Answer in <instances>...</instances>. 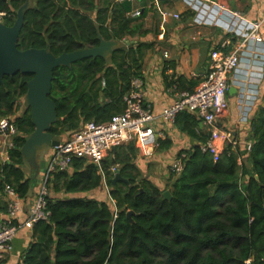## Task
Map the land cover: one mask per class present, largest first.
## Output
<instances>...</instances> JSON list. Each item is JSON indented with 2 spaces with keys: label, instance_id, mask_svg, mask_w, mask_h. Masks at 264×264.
Instances as JSON below:
<instances>
[{
  "label": "trees",
  "instance_id": "1",
  "mask_svg": "<svg viewBox=\"0 0 264 264\" xmlns=\"http://www.w3.org/2000/svg\"><path fill=\"white\" fill-rule=\"evenodd\" d=\"M27 0H0V10L11 16ZM118 4L98 0H32L19 37V48H46L59 56L105 40L134 37L132 18ZM134 19V18H133ZM152 43L139 42L117 48L110 58L90 57L60 66L53 72L50 97L58 120L57 135L83 123H102L126 109L125 96L135 77L142 76L143 61ZM167 87L179 83L182 91H195L199 79L187 80L167 73ZM34 74L6 75L0 83V117L15 116L19 131L10 161L0 162V190L10 184L22 198L29 197L35 182L25 176L22 153L35 130L30 108L19 114ZM173 83V84H172ZM179 87V88H180ZM181 130L199 142L209 133L191 112L176 119ZM252 167L239 163L234 150L218 160L197 144L186 150L184 169L171 172L165 188L144 177L135 163L138 148L130 142L111 151L102 170L85 159H74L71 170L58 171L49 182V220L32 229V241L23 255L25 264H264V107L253 119ZM162 142V140H161ZM122 180L116 183L111 168ZM105 172L111 204L94 196H81L103 186ZM247 177V182L241 179ZM171 192V198L164 192ZM133 212L132 217L128 216Z\"/></svg>",
  "mask_w": 264,
  "mask_h": 264
},
{
  "label": "built area",
  "instance_id": "2",
  "mask_svg": "<svg viewBox=\"0 0 264 264\" xmlns=\"http://www.w3.org/2000/svg\"><path fill=\"white\" fill-rule=\"evenodd\" d=\"M192 13L195 24L215 27L221 30L225 38L211 53L207 75L201 80L195 91H178L175 100L165 107L160 114L155 113L146 103L142 76L135 77L132 89L126 94V109L113 116L109 121L97 123L88 121L78 129L61 135L60 143L52 147L48 158V167L39 180L32 200L28 199L25 208L24 199L10 185L4 186L7 197V217L0 220V261L10 254L13 241L22 228L33 229L36 222L49 220V182L58 171L71 170L74 159H85L96 164L102 170V162L114 147L133 142L139 150L150 151L157 144L155 123L159 120L176 122L177 116L188 111L194 113L202 124L206 125L209 137L198 142L203 152H209L218 160L229 145L236 140L230 130L220 126V122L229 114L227 92L232 73H237L244 64L251 68V92L247 93L244 82L241 88L239 115L240 121L251 122L254 111L261 97V84L264 79V39L261 29L264 18L252 21L243 14L213 0H183ZM140 10L134 15H140ZM165 14H168L167 12ZM11 15L0 10V22H5ZM176 18L179 13L174 14ZM249 46L254 49L249 61H244V50ZM167 55V54H166ZM14 116L0 117V162L10 161V149L15 146V137L19 131L14 123ZM251 150V146H247ZM186 153H180L170 165V171L180 174L184 169ZM111 171L116 175L117 166ZM103 186L109 195V203L115 200L110 194L104 171ZM90 194V192H87ZM83 194V193H80ZM16 264H25L23 257Z\"/></svg>",
  "mask_w": 264,
  "mask_h": 264
},
{
  "label": "crops",
  "instance_id": "3",
  "mask_svg": "<svg viewBox=\"0 0 264 264\" xmlns=\"http://www.w3.org/2000/svg\"><path fill=\"white\" fill-rule=\"evenodd\" d=\"M213 1L243 14L252 21H260L264 18V0ZM98 3L118 4L119 9L124 11L127 17L132 18L130 26L136 28L137 31L134 37L129 36L119 40L122 42L120 47L139 42L153 44V47L147 50L144 57L142 78L146 103L157 114H160L165 107L175 100L178 91H182L179 83H172L173 85L167 87L164 76L165 67L168 66L167 73L170 75H181L187 80L199 79L201 82L209 72L208 66L212 51L225 38L223 32L218 28L195 24L192 13L183 0H98ZM31 4L32 0H30ZM138 10L141 14L134 15ZM166 12L168 14H165ZM176 13L180 14L179 18L174 16ZM261 36L264 39V23ZM253 50L252 46L244 50V61L251 59ZM242 69L237 73H232L229 80L230 88L227 92L230 103L229 114L220 122V126L230 130L236 140L235 145L227 146L224 151L231 148L230 151L234 150L238 154L240 164L245 163L246 166L252 167L251 150L255 131L253 120L251 122L239 120V94L241 88L238 85V83L244 82L245 91L247 93L251 92V80L249 78L251 68L248 64H244ZM261 107H264V79L261 84V97L255 108L254 116L255 114L257 116V112ZM200 125L205 133L208 132L206 125L202 123ZM155 129L157 144L151 146L149 152L138 149L135 163L144 177L149 178L155 185L163 189L171 180V163L180 153L194 148L199 141L183 132L177 122H167L161 119L155 123ZM60 137L63 139L61 135ZM249 145L251 150L247 148ZM52 147L46 151L44 158H39L40 161L45 160L48 163ZM23 168L25 176L31 177L35 182L29 197L24 199L25 208L27 209L28 199L32 200L42 173L47 168L37 172L36 167H32L26 160ZM241 182L246 183L247 177L241 179ZM104 189V186H102L97 192L102 194ZM108 196L107 194V199L96 198L107 201ZM6 217L7 197L4 191L0 190V220ZM31 241L32 230L22 228L13 241L10 254L0 261L1 264H16L23 257Z\"/></svg>",
  "mask_w": 264,
  "mask_h": 264
},
{
  "label": "water",
  "instance_id": "4",
  "mask_svg": "<svg viewBox=\"0 0 264 264\" xmlns=\"http://www.w3.org/2000/svg\"><path fill=\"white\" fill-rule=\"evenodd\" d=\"M30 7V0L17 11V18L9 25L0 22V83L6 75H14L18 72L34 74L28 82V90L25 95V105L30 108L31 120L35 130L27 137L22 147L23 156L37 172L48 167L44 158L46 151L51 146L60 143V135L51 131L52 126L58 120L57 107L50 97L53 86V72L60 66L70 67L74 62L90 57L109 58L122 44L119 40H105L99 36L100 45L86 47L73 52H65L56 56L49 46L46 48H19V37L24 26L25 15ZM117 147L113 148L116 151ZM38 175V173H37ZM120 172L112 179L113 183L122 180ZM164 196L171 198V192H164ZM133 212L128 216L132 217Z\"/></svg>",
  "mask_w": 264,
  "mask_h": 264
},
{
  "label": "rangeland",
  "instance_id": "5",
  "mask_svg": "<svg viewBox=\"0 0 264 264\" xmlns=\"http://www.w3.org/2000/svg\"><path fill=\"white\" fill-rule=\"evenodd\" d=\"M7 21V20H6ZM24 97V96H23ZM20 98L19 99V101H18V104H19V114H21L22 113V111L24 110V107H26V105H25V97L24 98ZM15 117V116H14ZM168 183V182H167ZM4 191V190H3ZM5 193V192H4ZM107 191H106V189H104V190H102V194H99L97 191H93V192H90V194L89 193H83V194H79V195H81V196H94V197H101V198H105V199H107ZM108 200H109V196H108ZM108 200H107V202H108ZM2 262H0V264H1Z\"/></svg>",
  "mask_w": 264,
  "mask_h": 264
},
{
  "label": "flooded vegetation",
  "instance_id": "6",
  "mask_svg": "<svg viewBox=\"0 0 264 264\" xmlns=\"http://www.w3.org/2000/svg\"><path fill=\"white\" fill-rule=\"evenodd\" d=\"M24 98V97H23Z\"/></svg>",
  "mask_w": 264,
  "mask_h": 264
}]
</instances>
